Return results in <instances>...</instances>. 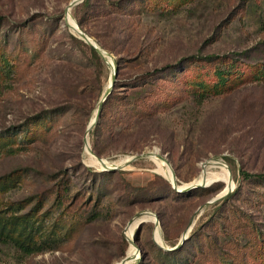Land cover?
I'll use <instances>...</instances> for the list:
<instances>
[{
    "label": "rangeland",
    "instance_id": "rangeland-1",
    "mask_svg": "<svg viewBox=\"0 0 264 264\" xmlns=\"http://www.w3.org/2000/svg\"><path fill=\"white\" fill-rule=\"evenodd\" d=\"M71 1L0 0V177L11 175L0 184V222L33 211L28 227L42 244L28 253L0 237V264H121L134 248L128 264H138L142 248L170 264L156 247H174L188 230L180 262L196 250L193 264H264V179L241 174L264 172V79L235 80L201 98L196 81L211 71L190 58L228 55L216 65L234 73L264 62V0H188L176 8L155 0L149 9L135 1L133 13L107 12L106 0L85 12L82 1L71 15L108 53L101 61L73 37L83 40L67 20ZM111 61L116 75L120 62L119 84L95 149L100 116L87 131L110 84ZM177 62L180 74L169 72L164 82L178 97H162L151 117L130 115L144 89L159 83L141 87L138 78ZM86 136L107 167L157 152L177 185L150 157L117 170L94 166ZM210 162L228 168L233 186L219 180L184 190ZM227 185L232 191L215 201ZM143 211L158 222L129 227Z\"/></svg>",
    "mask_w": 264,
    "mask_h": 264
},
{
    "label": "trees",
    "instance_id": "trees-1",
    "mask_svg": "<svg viewBox=\"0 0 264 264\" xmlns=\"http://www.w3.org/2000/svg\"><path fill=\"white\" fill-rule=\"evenodd\" d=\"M107 3H105L104 7H106L107 12H113L118 8L122 7H128V10L130 13H133L136 11L137 8L134 5L135 1H142V6L144 8H152L153 5L151 3H160L159 1L155 0H106ZM188 0H182V1H176V0H165V4L167 7L172 6L174 8L182 5L184 2ZM93 3V0H84L82 3V8L86 12L88 8L91 7ZM110 10V11H109ZM78 20L79 25L84 28V21L83 18L76 17ZM78 41L82 42L89 50L91 60L98 59L101 61V55L100 53L94 48L93 46L85 43L83 40H80L79 38L73 36ZM230 56L223 55H200V54H194L192 55L193 59H196L200 63L204 64L200 71L209 70L211 71V75H208L207 79L196 81L197 86L200 90H195L196 94H199L201 98H205L207 95L210 94V92H216L221 87H225L226 85L230 86L234 84V81H238L240 83L243 82H249L256 80L258 78L264 79V62H259L255 64H246V68L243 69V71H240L239 73H234L230 70H225L223 68H219L216 65V62L218 59H222L223 61H227ZM245 64V63H244ZM180 63H171L167 64L165 66H162L160 68H156L153 70H149L141 75L138 79H143L138 85L143 87L146 85L145 81H147L149 84L152 80H156V82H159L158 84L154 86H147L144 91L140 94L141 96L136 99V102L133 106L128 107V111L130 115H137L141 118H147L151 117L156 113V110L154 109V105L157 101L161 100L162 97H167L174 101L178 96L177 95H170L168 94V87H166V82L168 78L167 75L169 72L176 71L177 75L180 74L179 70ZM117 79L114 85V89L111 92V94L108 96V98L105 100L103 104V108L100 113L101 121L97 124V126L93 130V135H95V149L97 147L99 136L102 133L103 130V122L106 116V104L116 95V90L118 88L119 84V71H120V62L118 63L117 67ZM119 70V71H118ZM136 79V78H135ZM213 79V81L211 80ZM151 80V81H150ZM169 81V80H168ZM162 82V83H160ZM214 82V90L212 87H210V83ZM147 83V84H148ZM137 85V86H138ZM221 86V87H220ZM219 87V88H218ZM218 88V89H217ZM222 90V89H221ZM141 149V148H140ZM99 155H101V152L99 149L96 150ZM120 152H123V150H120ZM241 174L245 179H264V172H256L251 173L246 170H242ZM10 174H6L0 177V184H5L8 178H10ZM61 182V181H60ZM62 183V182H61ZM33 214V211L30 213H24L21 216L12 215V219L10 221L6 220L5 222H0V237H4L6 239L12 240L16 243V245L23 249L24 251L30 253V252H37L42 250V244L38 245L35 239V234L33 233V229H29L28 227V220L29 216ZM21 224V225H20ZM20 225V226H19ZM19 226V227H18ZM185 243L174 250H167L163 249L159 246H157V250L166 259H168L170 264H193L196 262V250L193 251L192 255L189 254V256H185L186 260L184 262L179 261V257H182L183 253L185 252ZM173 246H176L173 244ZM142 257L138 264H164L161 262V260H158L155 256H152L145 248H142ZM159 261V262H157Z\"/></svg>",
    "mask_w": 264,
    "mask_h": 264
},
{
    "label": "water",
    "instance_id": "water-1",
    "mask_svg": "<svg viewBox=\"0 0 264 264\" xmlns=\"http://www.w3.org/2000/svg\"><path fill=\"white\" fill-rule=\"evenodd\" d=\"M84 0H72L71 3L69 4V6L67 7V10H66V13H67V20H69V8H72L74 5L82 2ZM72 16V15H71ZM72 19L73 21L75 22L76 24V27L77 29H79L80 33H79V37L81 39H83L86 43H88L89 45L93 46L94 48H96V50L100 53V55H102L103 57H105L106 55H108V53L103 50L99 45L98 43L92 39L81 27L80 25L78 24V22L73 18L72 16ZM69 23V22H68ZM110 65L112 66L113 68V75H112V78H111V81H110V84L107 88V90L105 91L100 103H99V107H98V110L96 112V117H95V120L94 121H91L89 126H88V131H87V134L90 133V130L95 126V124L97 123L98 121V118L100 116V113H101V110H102V107H103V104L105 102V100L108 98V96L111 94V92L113 91V88H114V85H115V82H116V79H117V75H116V65L115 63L112 62H109ZM85 144H86V149L91 152L93 155H95V153L93 152L92 148H91V145H90V142H89V139H88V136L85 137ZM151 155H155L152 151H149V152H143V153H140V154H137V155H134L133 157H131V159H129V161L125 164V165H116V166H113L111 168L107 167L106 164H105V170H117V169H120V168H124L126 167L127 165H129L132 161L134 160H137V159H140V158H145V157H150ZM158 155V154H157ZM96 156V155H95ZM98 157V156H97ZM159 158L163 159V156L161 155H158ZM99 159L101 161H104L103 158H100ZM230 170V169H229ZM229 174H230V171H229ZM173 175H174V179L172 180L173 184L176 186L177 185V182H176V177H175V174L173 172ZM230 179L232 180V176L230 174ZM202 186H206L205 184H196V185H191L190 187H186L184 190H187L191 187H194V188H197V187H202ZM179 190V189H178ZM183 189L182 190H179V191H184ZM232 191L229 190L227 193L223 194V195H220L216 200L218 199H221L223 197H225L227 194H229L230 192ZM146 213H150L151 215H153L155 218H156V222H158V217L155 213H152V212H149V211H143V212H138L136 213V215L130 220V223L129 225H131L133 222H136L138 220H141L140 223L143 222L142 220V217L146 214ZM139 223V224H140ZM188 233H189V230L186 231L184 233V235L182 236L181 240L176 244V246L172 247V248H167V250H174V249H177L179 247H181L185 241L187 240L188 238ZM134 243V241H132ZM162 248H165L164 245H160ZM137 258V256L135 257H130V256H126L125 258L122 259V263L123 264H128L132 261H134L135 259Z\"/></svg>",
    "mask_w": 264,
    "mask_h": 264
},
{
    "label": "bare ground",
    "instance_id": "bare-ground-1",
    "mask_svg": "<svg viewBox=\"0 0 264 264\" xmlns=\"http://www.w3.org/2000/svg\"><path fill=\"white\" fill-rule=\"evenodd\" d=\"M69 22L71 24V27L73 29V31L79 35L80 31L79 29H77L76 27V24L75 22L73 21L72 19V16H71V8H69ZM69 24V25H70ZM107 56V55H106ZM109 60V59H108ZM110 61V60H109ZM112 62V61H111ZM109 86V85H108ZM95 120V119H94ZM89 139V138H88ZM88 151V150H87ZM88 153L90 154L91 156V152L88 151ZM155 155H151L150 158L154 159L155 162L158 164V166L163 170V172L166 174L167 177L171 178V181L174 179V175H173V172H172V169L170 168V166L161 158L158 157L157 155V152H154ZM93 155V154H92ZM99 157L93 155V157L91 156V163L96 166V167H99V168H102V169H105V165H103L102 162L106 163V162H109L108 160H104V161H101ZM129 159H131V157H125V158H122L118 161H116L117 164H121V165H125ZM113 166H116V165H111L110 164V167H113ZM119 166V165H118ZM217 169V171L215 172H211L210 169ZM223 181V182H227L228 184L232 185L233 186V181L230 179V174H229V171H228V168L221 162H217V163H214V162H210L208 163L205 167H204V173H203V176H201L200 178H198L197 180H195L192 184H205V185H209L211 184L212 182H215V181ZM186 186V185H184ZM184 186H179V190H182L181 188L184 187ZM233 189L231 186H226V189L224 190V192L222 194H225L227 193L229 190ZM150 215V216H149ZM145 216H149L147 218H144ZM142 217V220H145V221H149L151 219L154 218L153 215H151L150 213H146L144 216ZM138 221H141V220H138ZM136 221V222H138ZM136 222H133L131 225H128L129 227H131L134 223ZM140 223V222H139ZM136 226V225H134ZM133 226V227H134ZM138 226V225H137ZM133 229V228H132ZM134 230V229H133ZM161 232V231H160ZM132 237H130V239H132ZM157 240L159 242L162 243V239L158 233L157 235ZM132 241V240H131ZM132 245L133 247H135L134 243L132 242ZM128 256L130 257H135L137 256V251L136 249L134 248L132 250V253L129 252ZM121 264H123L121 262Z\"/></svg>",
    "mask_w": 264,
    "mask_h": 264
}]
</instances>
